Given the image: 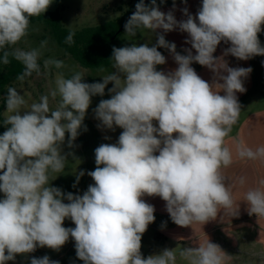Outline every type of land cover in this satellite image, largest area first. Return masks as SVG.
<instances>
[{"label":"clouds","instance_id":"clouds-1","mask_svg":"<svg viewBox=\"0 0 264 264\" xmlns=\"http://www.w3.org/2000/svg\"><path fill=\"white\" fill-rule=\"evenodd\" d=\"M52 3L0 0V63L9 64L10 57L21 63L19 81L44 74L40 49L15 45L27 36L31 18L43 15ZM135 9L124 25L126 34L179 28L188 34L185 43L196 54L191 49L186 55L178 53L175 43L158 34L151 47L148 43L113 47L114 71L102 82H83L82 72H73L70 78L61 73L55 88L30 105L15 87L7 88L9 115L3 124L9 127L0 135V264L37 247L59 251L70 238L84 264H176L174 249L146 258L141 253L142 236L155 220V208L145 196L165 201L171 220L181 227L205 224L221 210L225 216L238 215L239 205L223 169L233 163L226 138L241 113L236 93L246 91L243 81L252 69L229 67L224 57L264 56L258 37L264 30V0H202L195 16L183 9L187 18L181 21L171 11L162 12L156 0H150V6L139 0ZM74 35L69 32L64 42L73 44ZM221 42L230 47L216 57ZM160 47L173 55L178 65L173 71L157 70L166 63ZM194 62L214 73L211 84L197 74ZM51 67L61 69L64 63L45 59L43 68ZM110 82L111 98L99 102L95 118L104 128L123 131L117 143L94 150L96 168L87 172L94 184L82 195L65 194L49 184V177L63 172L67 155H73L62 154L66 133L72 148L92 97L104 96ZM50 101L56 102L54 108ZM236 156L264 161V146L253 150L241 142ZM84 174H77V183ZM243 201L249 215L264 217V179L244 194ZM66 219L75 227H64ZM179 255L189 264H225L227 258L209 238L198 247L183 248ZM30 264L59 262L45 255L32 258Z\"/></svg>","mask_w":264,"mask_h":264},{"label":"rangeland","instance_id":"rangeland-1","mask_svg":"<svg viewBox=\"0 0 264 264\" xmlns=\"http://www.w3.org/2000/svg\"><path fill=\"white\" fill-rule=\"evenodd\" d=\"M165 1L168 0H163V2ZM160 2L161 0H156L157 5ZM134 4H136V0H133V2H131V0H60V2H58L57 0H53V3L50 5L47 11L58 10L61 16L62 24L65 28L70 30H80L85 27L101 25L118 17H121L126 12H128ZM147 5L150 6V1ZM149 31L150 30L147 29H141L137 32L136 36H129L125 33L124 29L117 38L118 47L131 46L132 43H135L137 45L144 44L145 41H143V38L145 34L149 33ZM43 41H46L47 43L43 48H41V43ZM15 47L21 48L23 50L39 48L41 51V57L39 61L42 63V67L43 61L48 58L61 60L64 63V67L61 69L51 67L45 70L43 68L42 72L44 74L39 76L40 80L37 86V76L32 80H23L14 85V87L25 97L28 105L33 102H39V98L42 94H46L50 89L55 88V80L57 78V75L61 73L65 76V78H70L73 72H82L85 75V77L83 78V82L94 83L99 81L101 77L106 76L114 71L111 65L93 69L81 67L57 44L52 35L51 29L43 22L30 23L27 36H25L17 45H15ZM251 97L253 99H251L245 105L246 107H244V109L248 111L264 107V94L257 96L258 98L254 96ZM50 105L54 108L56 102L50 101ZM87 113L92 114V108H89L87 110ZM87 113L83 121V127L80 129V134L76 138V142L79 148L81 147L84 152L87 172H89L95 170L96 168L94 150L104 143H117L118 137L121 132H111L108 130L107 134L103 133L95 127V118H90V116L92 117V115L90 114L87 116ZM3 115L6 118L9 113H5L4 111ZM66 137L68 138L67 133ZM62 154H64L63 149ZM74 166V170L76 171V165L66 164L65 169L73 168ZM55 177H57L56 179L59 182H70L74 180V174H70L69 171L63 172V178L61 180H59V177L61 176L55 175ZM87 177L90 178V176L88 175ZM70 192L72 191L70 190L69 193ZM0 199H3L2 192H0ZM154 216V222L149 224L146 232L142 236L141 253L145 258L149 255L159 254L164 249H174L177 257L176 264H189L187 260L183 259L179 255L180 251L183 248L198 247L199 243L205 242L208 238L210 242L213 241V243L220 246V244L226 238V236H223V238L220 237V235L225 233V229L223 228L222 231H218L212 236L209 235L204 238L192 241L191 237L194 233V225H197L196 227H199L200 230L202 227L208 225V223L210 225L209 221L205 224L194 223L192 226L181 227L176 225L168 216H162L158 214H154ZM63 226L75 227L70 219H66ZM241 233H244L247 238L244 241L239 240L240 243H244L239 247L235 246V250L240 251L244 247L246 249H252L255 247V249L258 250V248L262 247L257 245L252 246V244H250V242L257 240V238L255 237V228H245L244 231L242 229H237L236 231H234L233 235L238 239L239 234ZM237 241L235 240V243ZM227 242L231 246L234 241L228 240ZM220 248L223 249L224 247L221 246ZM43 252L52 261H58L59 264H84L82 260L77 258L75 251V241L71 238L68 242H66L65 245L61 247L59 251H55L48 247H45L40 249L36 248V250L32 253L22 254L21 256L25 259V261H23V259L21 258L22 260L20 264H30L32 258L44 257L45 255H38H41V253ZM243 257L245 260H243ZM233 261V264H264V258L250 254L243 255L241 252L235 253ZM7 264L13 263L7 262Z\"/></svg>","mask_w":264,"mask_h":264},{"label":"crops","instance_id":"crops-1","mask_svg":"<svg viewBox=\"0 0 264 264\" xmlns=\"http://www.w3.org/2000/svg\"><path fill=\"white\" fill-rule=\"evenodd\" d=\"M133 2V0H131ZM133 4V3H132ZM202 5V0H168L165 2H160L158 4L160 10L164 13L172 12L175 16L177 21H181L186 19L187 17L183 13V9L187 8L188 12L195 16L198 9ZM262 29H264V25H262ZM164 35L166 41L170 43H175L176 45V51L182 55H186L187 52L186 49H191V45L188 43H185L187 39H189L188 34L181 32L179 28H176L173 31L170 32H164L163 29H157L156 33L149 31V33L145 34L143 41L145 43H148L149 46H153L156 44L157 41V35ZM259 40L261 42V46H264V30H262L258 34ZM144 43V42H141ZM230 47V44H225L224 42H221L216 52L214 53V56L219 57L223 54L224 50L226 48ZM158 51H160L165 57H166V63L164 65H158V71H163L165 73L173 71L178 67L176 62L174 61L173 55L170 53L169 50L165 48H158ZM192 54L195 55V50L191 49ZM225 60L228 62L229 67L237 68V67H244V68H251L252 71L249 73V75L244 78V87L246 91L244 93L237 92L236 95L238 97V101L241 105V113L239 120L237 124L233 126L232 132L230 135L226 138V146H228L232 152H233V163L230 167L223 169L224 175L227 178L225 183H230L234 199L239 205L238 207V215L234 216H225L223 210H221L216 219L210 220V225H206L205 227H202L199 230V227H196L197 225H194V233L191 237V240H198L201 238H204L209 235H214L218 231H222L223 228L225 229V233L220 235L221 238L223 236H226L224 241L220 244V247H224L222 250L225 252L226 260L225 263L233 264L234 263V255L235 253H242L243 255H254L258 257L264 258V217H257L255 214L249 215L248 213V205L247 202L243 201L244 194L250 189L258 186V182L261 179H264V161H254L249 160L247 158L245 159H239L236 156V145L239 143H243L245 146L252 148L255 150L257 147L264 146V107H260L257 109L252 110H246L244 107L245 105L253 99L251 96L257 97L261 94H264V56H254L248 60H239L231 55H227L224 57ZM197 74L204 79L205 81L209 82L210 84L214 80V73L208 69L207 67L201 66L199 63H193L191 65ZM226 74V73H224ZM102 77L97 82H102ZM222 83V81H218ZM95 83V82H94ZM113 84L110 82L108 86L105 89L104 96H93L91 104L89 108H92V114L87 113L90 116V118H95L94 109L98 106L99 102L102 99H110L111 93H109L108 89L112 88ZM221 95L224 93L221 91ZM258 98V97H257ZM5 109V113H6ZM96 125L95 127L102 131L103 133L107 134V131L111 132H122L123 130L119 127H115L114 130H110L107 128H104L101 125V122L96 119ZM68 138L66 137L64 145H62V149L64 154L72 153L73 155H67L68 161L66 162L67 165H76V171L74 170L75 166L73 168H66L63 172L69 171L70 174H74V180L70 182H64V181H58L55 177H59V180H61L62 174L61 173H51L49 177V184H51L53 187H57L61 189L65 194L69 193L71 190L72 194L74 195H82L88 188L89 185L94 184L93 179L91 180V177H87V165L84 159V152L82 148L77 145L76 140L74 141V146L72 148H69L67 145ZM158 154V153H157ZM83 171L85 174L80 177L79 182H76V176L77 174ZM73 172V173H72ZM244 178V184L241 185L239 183L240 179ZM90 180V181H89ZM76 185L73 187V185ZM72 187V189H71ZM146 203H149L154 206L155 211L154 214L162 215V216H168V212L166 211V202L163 201L160 197H149L145 196L143 197ZM65 203H68L67 200H64ZM245 228H255L256 234L255 237L257 240H254L253 242H250V244L262 246L261 248H258V250L254 248L246 249L245 247L242 250H235V246L239 247L244 242L240 243V241H244L247 237L244 235V233L239 234L238 239L233 235L234 231L237 229H242L244 231ZM227 232V233H226ZM233 232V233H232ZM228 240L234 241L231 246L227 242ZM235 240L237 241L235 243ZM213 243V241H212ZM41 247H37V249H40ZM45 248V247H43ZM42 250V249H41ZM22 254H17L14 261H8V263L13 264H20L21 260L25 261V259L21 256ZM39 256L45 255V253L38 254ZM22 258V259H21ZM243 260L244 257H243Z\"/></svg>","mask_w":264,"mask_h":264},{"label":"trees","instance_id":"trees-1","mask_svg":"<svg viewBox=\"0 0 264 264\" xmlns=\"http://www.w3.org/2000/svg\"><path fill=\"white\" fill-rule=\"evenodd\" d=\"M60 2V0H57ZM139 0H136V4ZM134 4L131 9L123 16L114 20L108 21L101 25L85 27L80 30H70L63 26L61 16L58 10L46 11L43 15L31 18V23L43 22L52 32V35L57 44L71 56L81 67L84 68H99L102 66L112 65L111 56L113 47H118L117 38L122 33L124 28L120 30L129 12L135 8ZM69 32H73L74 43L66 44L65 37ZM2 55V53H0ZM41 71H43L42 63ZM23 72V65L10 57V63L4 65L0 63V135H2L7 127L3 124L4 111L6 109L5 97L7 88L14 87L15 84L21 82L17 80V76ZM43 73V72H42ZM36 77L35 73L31 77H26L24 80H32ZM37 79V84L39 82Z\"/></svg>","mask_w":264,"mask_h":264},{"label":"water","instance_id":"water-1","mask_svg":"<svg viewBox=\"0 0 264 264\" xmlns=\"http://www.w3.org/2000/svg\"><path fill=\"white\" fill-rule=\"evenodd\" d=\"M149 1H150V0H144V2H145L146 5L149 3ZM135 10H136V9L133 8V9L129 12V14L126 16L125 21H124V23L122 24L120 30H122V29L124 28L125 23H126L127 20L129 19V17L135 12Z\"/></svg>","mask_w":264,"mask_h":264}]
</instances>
